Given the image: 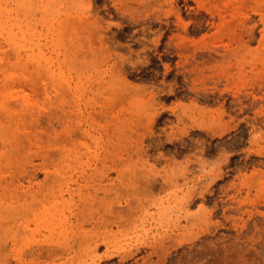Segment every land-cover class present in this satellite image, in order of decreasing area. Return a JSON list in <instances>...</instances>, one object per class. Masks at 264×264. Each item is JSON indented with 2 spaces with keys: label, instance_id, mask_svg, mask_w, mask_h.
<instances>
[{
  "label": "rangeland",
  "instance_id": "374dc122",
  "mask_svg": "<svg viewBox=\"0 0 264 264\" xmlns=\"http://www.w3.org/2000/svg\"><path fill=\"white\" fill-rule=\"evenodd\" d=\"M33 1L0 0V49L14 48L15 38L21 41L20 47L41 48L47 55L54 51L52 27L65 20L67 0L56 5L60 10L65 4L62 11L52 8L46 17H40V4L38 9L32 8ZM44 2L42 6L47 5ZM169 3L154 0L156 15L150 11V15L131 17L123 16L115 1L81 0L77 2V70L68 66L69 55L65 58L63 49L60 56L52 53L59 56L63 74L69 75L72 83H95L96 71L81 61L97 45L99 34L90 37L89 33L102 18L111 35L113 59L108 65L121 56L126 59L115 94L103 89L106 97L111 95L115 101L109 110L105 94L88 100L86 96L95 91L92 89L81 98L77 96V120L88 118L90 113L108 114L116 124L124 120L122 135L116 127L111 129V156L123 147L128 164L141 168L140 175L130 180V193L125 194L124 202L130 203L131 198L133 209L127 205L125 210L134 211L136 218L115 240L136 244L139 250L123 264H264V0H176L173 7H179L182 16L179 28L167 25L176 17L160 13L168 10ZM219 32L222 40L216 43L223 47L218 48L220 52L226 51L224 57L209 47L213 43L201 42ZM176 44L181 45L182 54L179 48L178 52L174 49ZM234 47L240 50L236 54ZM57 62L52 65L56 70ZM108 72L105 80L112 78ZM119 93L122 96L118 98ZM152 131L159 135L160 143L147 158L143 150ZM93 133L95 140L78 133L77 147L85 139L103 154L104 140L99 136L104 132L96 128ZM153 150L154 155L162 153L159 159ZM93 154L90 162L94 164ZM85 160L86 155L77 159V182L82 179L80 168ZM188 161L187 178L179 175L173 184L153 192L157 203L141 192L133 194L137 185L163 173L167 163L177 172ZM150 163L155 166L152 170ZM186 193L194 194L188 204L182 200ZM137 194L142 197L138 199ZM113 205L120 207L114 201ZM111 227L119 229L114 224ZM50 233L48 229L36 232L29 246H40ZM82 249L77 242V264L86 259V254L80 256ZM103 250L100 247L98 252ZM40 260L50 258H36L32 263ZM4 262L0 259V264ZM101 264H120V257Z\"/></svg>",
  "mask_w": 264,
  "mask_h": 264
},
{
  "label": "bare ground",
  "instance_id": "6f19581e",
  "mask_svg": "<svg viewBox=\"0 0 264 264\" xmlns=\"http://www.w3.org/2000/svg\"><path fill=\"white\" fill-rule=\"evenodd\" d=\"M46 1V6H42L45 4L44 0H34L32 3V8L35 9L40 4V17H46L48 10L52 8L59 10L56 5L60 0ZM79 1L81 0H67L66 8L65 4L59 6V12L63 7L67 15L65 20L52 27L55 48L50 55L41 48L34 51V47L32 50L20 47L21 41L15 38L14 48L0 49V259L5 261L2 264H33L32 261L36 258L44 256L50 260H40L38 264H77V242L81 249L84 247L80 256L87 255L83 264H101L114 256H119L120 264H123L126 258L139 250L136 244L115 242L117 233L125 234L127 225L136 218L134 211L127 213L125 210L127 205L133 209L131 198L130 203L124 202L128 197L125 194L131 189L128 190L130 180L136 179L141 170L140 165L133 167L128 164L123 147L111 156V129L116 127L122 135L124 120L116 124L108 114L94 116L93 113L88 118L77 120V96L81 98L86 90L92 89L95 91L86 96L88 100H96L105 94L103 89L115 94L116 81L121 79L126 59L121 56L108 65L113 59L109 44L111 35L107 33L108 26L102 24V18L97 19L89 33L90 37L94 33L99 34L97 45L90 49L89 56L83 55L81 61L82 64L88 63L96 71L95 83L77 80L72 83L69 75L67 77L63 74L64 67L59 58L63 49L66 52L65 58L69 55L68 66L77 70L75 37L77 38ZM112 1H115V8L123 16L142 17L150 15V11L157 14L154 0H132L133 3L128 0ZM168 1V10L160 13L176 17L167 21V25L179 28L182 20L180 8L173 7L176 0ZM91 5L93 2H89V6ZM211 22L215 25L214 21ZM182 27L187 31L186 23ZM71 34L73 37L69 36ZM250 34L252 35V31ZM219 35L220 32L214 37H205L201 42L213 43L209 47L224 57L226 51L220 52L218 48L223 47L216 43L217 39L222 40ZM7 36L10 40L13 39L12 35ZM67 39L69 43L66 42ZM174 49L180 54L183 52L180 44H176ZM233 49L234 54L240 51L239 47ZM54 52L59 56L52 55ZM234 54L231 52V55ZM65 61L67 63L66 59ZM55 62L58 70L52 68ZM103 65L108 66L103 68ZM108 71L112 78L105 80ZM106 94L104 98L108 101L106 107L109 110L115 101L111 95L106 97ZM116 96L119 98L122 93ZM96 128L104 132L102 137L99 136L101 141L104 140L103 154L92 149L85 139L77 147L78 133L84 138L88 136L94 139L96 136L93 131ZM159 140V135L156 136L152 131L148 147L143 150L145 157H150V150L160 143ZM92 152L96 155L94 164L90 162ZM152 153L154 155V150ZM83 155L87 156V160L81 165L82 179L77 182V159H81ZM161 155L159 152L154 157L159 159ZM154 167L152 163L149 164V169ZM173 167L167 163L163 173L159 172L156 178L144 185H137L133 194L135 191L138 194L141 192L153 203H157L159 200L156 196L153 197V192L173 184L177 176L187 178L190 173L189 161L178 167L179 174ZM112 171L116 172L115 176L111 174ZM39 173L43 174L42 178H38ZM159 175L161 179L158 178ZM217 175L221 176V172ZM100 192L102 193L99 194ZM138 194L139 199L142 196ZM193 198V193H186L182 200L188 204ZM113 201L120 207L113 208ZM31 223L33 227H30ZM85 224L90 227H85ZM113 224L119 228L117 231L112 230ZM44 229L50 230V236H46L40 246H29L33 240L32 235ZM34 240L39 241L38 238ZM100 247H104L101 253L98 252Z\"/></svg>",
  "mask_w": 264,
  "mask_h": 264
}]
</instances>
